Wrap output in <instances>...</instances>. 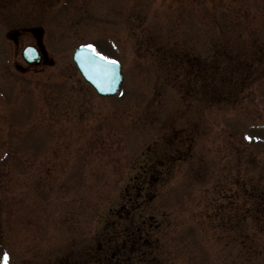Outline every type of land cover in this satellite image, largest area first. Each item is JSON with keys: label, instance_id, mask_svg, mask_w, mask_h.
<instances>
[{"label": "rangeland", "instance_id": "1", "mask_svg": "<svg viewBox=\"0 0 264 264\" xmlns=\"http://www.w3.org/2000/svg\"><path fill=\"white\" fill-rule=\"evenodd\" d=\"M29 25L45 63L1 38ZM89 43L120 61L115 96L71 60ZM259 192L264 0H0L10 264H264Z\"/></svg>", "mask_w": 264, "mask_h": 264}, {"label": "water", "instance_id": "2", "mask_svg": "<svg viewBox=\"0 0 264 264\" xmlns=\"http://www.w3.org/2000/svg\"><path fill=\"white\" fill-rule=\"evenodd\" d=\"M28 29L32 31L40 46L41 28L30 27ZM21 55L28 63H36L40 59L37 49L33 45L25 46L21 51ZM72 59L80 74L93 86L98 94L109 95L117 92L122 75L120 73L119 63L116 60H114L116 61L114 65L99 60L94 64H90L85 59L84 54L81 53V46L72 52Z\"/></svg>", "mask_w": 264, "mask_h": 264}, {"label": "snow or ice", "instance_id": "3", "mask_svg": "<svg viewBox=\"0 0 264 264\" xmlns=\"http://www.w3.org/2000/svg\"><path fill=\"white\" fill-rule=\"evenodd\" d=\"M81 53L84 54L85 59L90 64L96 63L97 60H99V61H106L108 64H111V65H114L116 63V61L110 60L108 57L103 56L101 53H99L95 49V46L94 45H91V44L82 45L81 46ZM0 264H10V256H9V253L7 251L0 252Z\"/></svg>", "mask_w": 264, "mask_h": 264}, {"label": "trees", "instance_id": "4", "mask_svg": "<svg viewBox=\"0 0 264 264\" xmlns=\"http://www.w3.org/2000/svg\"><path fill=\"white\" fill-rule=\"evenodd\" d=\"M224 50H222V52H223ZM172 62L170 61V64H171ZM245 65H247V64H245ZM246 68H247V66H245ZM206 70L204 69V68H202V72L204 73ZM204 88H206V86L205 87H203V89ZM219 93V92H218ZM203 94L204 95H206L207 97H208V93L207 94H205L204 92H203ZM251 190H252V188H251ZM253 191V190H252ZM260 194L259 195H261L259 198L261 199V200H263L264 201V194L263 193H261V192H259ZM262 204H264V203H262ZM227 209V208H226ZM226 213L228 214V210H226ZM223 223H225V225H228L230 222H229V219L227 218V220L225 221V222H223ZM229 227V226H228ZM132 241H136V245H138V247H141L142 245H144L143 244V242H142V240H137V239H132ZM247 243L249 244L250 242H248L247 241ZM135 245V244H134ZM129 262H131V259H129Z\"/></svg>", "mask_w": 264, "mask_h": 264}, {"label": "flooded vegetation", "instance_id": "5", "mask_svg": "<svg viewBox=\"0 0 264 264\" xmlns=\"http://www.w3.org/2000/svg\"><path fill=\"white\" fill-rule=\"evenodd\" d=\"M5 33H6V31L3 33V35H5ZM7 34L8 33H6V35ZM14 34H15V36L11 38V42H13L16 45L20 36L27 35V34L29 35L30 33L28 31H26L25 29H23V30H16V32Z\"/></svg>", "mask_w": 264, "mask_h": 264}]
</instances>
